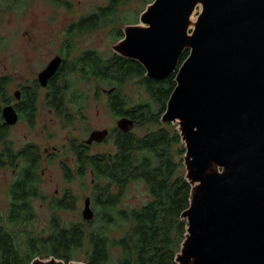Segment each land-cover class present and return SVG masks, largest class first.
Listing matches in <instances>:
<instances>
[{"label": "water", "instance_id": "water-1", "mask_svg": "<svg viewBox=\"0 0 264 264\" xmlns=\"http://www.w3.org/2000/svg\"><path fill=\"white\" fill-rule=\"evenodd\" d=\"M121 28L115 53L139 61L155 80L176 72L161 118L179 131L191 185L176 261L264 264V0H153L137 23ZM61 63L56 56L39 73L42 85ZM3 116L8 124L19 117L12 105ZM117 125L129 131L135 120ZM108 133L94 130L87 142ZM82 215L94 216L90 196ZM28 264L87 263L37 256Z\"/></svg>", "mask_w": 264, "mask_h": 264}, {"label": "trees", "instance_id": "trees-1", "mask_svg": "<svg viewBox=\"0 0 264 264\" xmlns=\"http://www.w3.org/2000/svg\"><path fill=\"white\" fill-rule=\"evenodd\" d=\"M134 1L109 0L106 6H100L72 23L68 34L87 32L116 22L120 25L137 23L139 20L129 23L117 16L123 5ZM141 1L147 5L153 0ZM116 31L117 39H121V26L116 27ZM188 53L186 50L182 61ZM77 71L88 79L94 78L111 86L108 104L115 116L132 118L139 126L152 124L158 127L144 134L133 129H112L113 152H91L89 145L74 142L76 164L62 163V168L68 181L75 174L92 173L94 189L90 198L94 216L90 220L83 217L84 222L63 223L56 211L72 209L76 204V197L66 189L62 197L53 199L55 212L50 231L42 235L27 231L24 250L11 227L22 223L29 225L34 219L33 200L43 196L39 172L41 157L34 144L27 143L17 150L8 138L11 125L6 122L3 109L15 98L8 91L9 78L0 77V166L10 164L19 168L9 187L6 221L0 214V264H28L37 256L79 260L85 246L87 264H110L115 249L120 252L116 264H178L176 254L186 232V220L181 215L189 206L191 185L185 178V147L179 131L174 124L161 120L176 86V74L155 80L146 76L145 67L135 59L115 52L104 57L94 49L85 50L72 63L67 64L65 58L59 72L44 88L47 105L60 114L68 111L67 103L72 102V98L67 101V92L71 88L69 75ZM134 78H141L148 97L131 105L122 86ZM22 88L21 98L14 106L19 116L32 123L43 88L38 81ZM137 181L147 185L150 199L139 207H123L126 187ZM119 223H125L127 228L122 236L112 237L110 226Z\"/></svg>", "mask_w": 264, "mask_h": 264}, {"label": "rangeland", "instance_id": "rangeland-1", "mask_svg": "<svg viewBox=\"0 0 264 264\" xmlns=\"http://www.w3.org/2000/svg\"><path fill=\"white\" fill-rule=\"evenodd\" d=\"M108 3L109 0H0V77L9 78L8 91L15 98L9 105L17 103L15 93L21 91L24 85H33L38 73L56 55H67L65 58L69 64L88 49H94L104 57L114 53L112 46L119 40L116 27L121 26L120 22L87 32L68 34L72 23ZM145 6L143 1L136 0L123 5L117 16L133 23L139 20ZM69 77L71 88L67 92V101L72 98V102L67 103L68 111L64 110L60 114L49 107L44 99L46 89L43 88L33 122L19 116L8 135L17 150L31 143L37 146L41 157L39 172L43 196L33 200L34 219L29 225L22 223L11 227L24 250L27 231L34 235L50 231L51 217L55 212L52 207L53 199L62 197L66 189H70L76 197V204L72 209L56 211L58 216L63 223L85 221L82 212L85 198L91 197L93 193V175L90 171L84 176L75 174L68 181L62 163L70 166L76 164L74 142H84L93 130L118 129L119 118L113 114L108 104L111 86L94 78L88 79L78 71ZM122 92L131 105L148 97L141 78L126 81ZM157 127L158 125L152 124H135L132 129L138 134H144ZM114 150L113 138L110 137L91 145V152ZM18 169L10 164L0 166V214L5 221L10 203L9 187L16 178ZM149 199L150 193L144 182H131L125 189L123 207H139ZM126 228L125 223L114 224L110 226L109 233L112 237H120ZM86 254L85 246L79 254V261H85ZM119 254L118 250H113L110 264H116Z\"/></svg>", "mask_w": 264, "mask_h": 264}, {"label": "flooded vegetation", "instance_id": "flooded-vegetation-1", "mask_svg": "<svg viewBox=\"0 0 264 264\" xmlns=\"http://www.w3.org/2000/svg\"><path fill=\"white\" fill-rule=\"evenodd\" d=\"M184 55V54H183ZM182 55V56H183ZM56 56H61V55H56ZM64 56H61V58H62V63H61V66H62V64L64 63V61H65V57L63 58ZM182 63V57H181V61H180V64ZM61 66L59 67V69L61 68ZM59 69L56 71V73L54 74V75H52L49 79H48V81H47V84L44 86V85H42L41 83H40V80H39V73H38V78L36 79V81L38 80V82H39V84L41 85V87L42 88H45L47 85H48V83H49V81L59 72ZM175 74H176V72H174ZM173 74V73H172ZM35 80L33 81V83L34 82H36ZM24 86H26V85H24ZM29 86V85H28ZM22 91H23V88L21 89V91H19L18 93V95H17V92L15 93V97H16V99L19 101L20 100V98H21V94H22ZM17 101V102H18ZM15 105V104H14ZM14 105H12L14 108H15V106ZM7 106V105H6ZM16 110V109H15ZM18 113V112H17ZM19 116V115H18ZM117 117V116H116ZM19 118V117H18ZM119 119H121V118H123V117H118ZM118 119V120H119ZM118 120H117V122H118ZM9 125H13V124H9ZM117 127H118V125H117ZM104 129H108V128H104ZM114 129V128H113ZM118 129H120V130H122L121 128H119L118 127ZM98 130V129H97ZM132 130V129H131ZM94 131V130H93ZM92 131V132H93ZM108 131H109V133H108V135L103 139V140H107L109 137H110V135L112 134V132L113 131H111L110 129H108ZM123 131V130H122ZM130 131V130H129ZM91 132V133H92ZM91 133H90V135H91ZM90 135H89V137H90ZM89 137H88V139H89ZM102 140V141H103ZM94 142H101V141H92L91 143H88L87 142V139L84 141V142H82V143H84V144H86L87 146L89 145V147H90V149H91V145L94 143Z\"/></svg>", "mask_w": 264, "mask_h": 264}]
</instances>
